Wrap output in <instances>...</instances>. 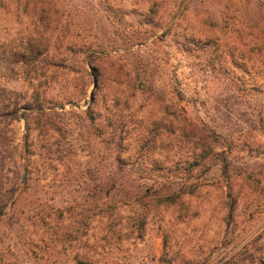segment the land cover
<instances>
[{
  "label": "rangeland",
  "instance_id": "374dc122",
  "mask_svg": "<svg viewBox=\"0 0 264 264\" xmlns=\"http://www.w3.org/2000/svg\"><path fill=\"white\" fill-rule=\"evenodd\" d=\"M0 264H264V0H0Z\"/></svg>",
  "mask_w": 264,
  "mask_h": 264
}]
</instances>
